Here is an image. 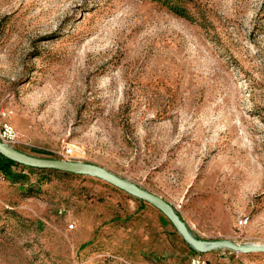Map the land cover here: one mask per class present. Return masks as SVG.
I'll list each match as a JSON object with an SVG mask.
<instances>
[{
  "label": "rangeland",
  "instance_id": "1",
  "mask_svg": "<svg viewBox=\"0 0 264 264\" xmlns=\"http://www.w3.org/2000/svg\"><path fill=\"white\" fill-rule=\"evenodd\" d=\"M0 110L19 151L99 165L198 238L264 245V0H0ZM13 174L0 264H188L148 202L95 177Z\"/></svg>",
  "mask_w": 264,
  "mask_h": 264
},
{
  "label": "water",
  "instance_id": "2",
  "mask_svg": "<svg viewBox=\"0 0 264 264\" xmlns=\"http://www.w3.org/2000/svg\"><path fill=\"white\" fill-rule=\"evenodd\" d=\"M0 154L18 164L36 169L55 170L79 176H90L102 179L116 188L158 208L169 219L184 241L198 253L203 254L216 249H227L244 254L264 253V245L237 244L229 240L208 241L198 238L190 231L185 221L176 212L175 208L166 200L127 179L121 178L99 165L86 162L36 157L23 153L14 146L1 141Z\"/></svg>",
  "mask_w": 264,
  "mask_h": 264
},
{
  "label": "crops",
  "instance_id": "3",
  "mask_svg": "<svg viewBox=\"0 0 264 264\" xmlns=\"http://www.w3.org/2000/svg\"><path fill=\"white\" fill-rule=\"evenodd\" d=\"M162 231H166V234L162 235V243L164 244L166 241V245H171V244H175L177 246L178 249L183 250L184 251V247H185V242L184 239L181 237L180 234H178L177 230H175L174 226L172 224H170V226H166L165 229H162ZM225 240H229V239H225ZM232 241V240H229ZM234 242V241H232ZM236 243V242H234ZM238 244V243H237ZM167 251H173L172 253H174L176 256L179 255V252L177 250H174L172 248L169 249L167 248ZM185 253V252H184ZM196 252L193 250V248L188 244V250H186V254L188 256V264H191V258L192 256L195 254ZM234 254V253H238V252H234L231 250H227V249H216L207 253H203L202 255L209 261V262H217V263H221V264H229V261H226L225 259H223V257L227 254ZM164 254V253H163ZM166 254H168L166 252ZM171 255V254H170Z\"/></svg>",
  "mask_w": 264,
  "mask_h": 264
},
{
  "label": "built area",
  "instance_id": "4",
  "mask_svg": "<svg viewBox=\"0 0 264 264\" xmlns=\"http://www.w3.org/2000/svg\"><path fill=\"white\" fill-rule=\"evenodd\" d=\"M17 138V132L6 120V113L0 110V141L13 146ZM248 221L247 219L241 221L240 225H247ZM191 264H209V261L201 253L196 252L191 258Z\"/></svg>",
  "mask_w": 264,
  "mask_h": 264
},
{
  "label": "trees",
  "instance_id": "5",
  "mask_svg": "<svg viewBox=\"0 0 264 264\" xmlns=\"http://www.w3.org/2000/svg\"><path fill=\"white\" fill-rule=\"evenodd\" d=\"M14 167H24L26 169H30V170H38V171H42V172H60V171H55V170H43V169H36V168H32V167H28V166H24V165H21V164H18L6 157H4L3 155L0 154V172L1 173H4L8 176H15L13 174V168ZM60 173H63L65 175H73V176H77V175H74V174H69V173H64V172H60ZM17 176V175H16ZM19 176V175H18ZM17 176V177H18ZM171 223V222H170Z\"/></svg>",
  "mask_w": 264,
  "mask_h": 264
}]
</instances>
